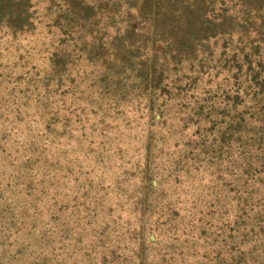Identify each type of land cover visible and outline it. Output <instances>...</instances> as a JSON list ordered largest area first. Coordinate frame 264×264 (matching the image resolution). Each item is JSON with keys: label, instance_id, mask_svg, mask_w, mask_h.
Listing matches in <instances>:
<instances>
[{"label": "rangeland", "instance_id": "1", "mask_svg": "<svg viewBox=\"0 0 264 264\" xmlns=\"http://www.w3.org/2000/svg\"><path fill=\"white\" fill-rule=\"evenodd\" d=\"M76 1L0 3V264H264V0Z\"/></svg>", "mask_w": 264, "mask_h": 264}, {"label": "trees", "instance_id": "2", "mask_svg": "<svg viewBox=\"0 0 264 264\" xmlns=\"http://www.w3.org/2000/svg\"><path fill=\"white\" fill-rule=\"evenodd\" d=\"M1 2H5V0H0V3ZM78 2H80V1L75 0V4H77ZM84 3H85V1H82L81 5H84ZM173 5L174 6H171L169 13H171V15H174V18H172L175 20L174 25L179 22L182 24V27H184V28L191 27V23L189 21V18H186L185 15L181 12V10L177 9L175 7V4H173ZM191 7L194 9V7L192 5H191Z\"/></svg>", "mask_w": 264, "mask_h": 264}]
</instances>
